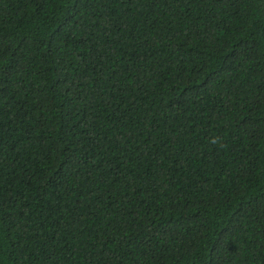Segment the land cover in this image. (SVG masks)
Segmentation results:
<instances>
[{"label":"trees","instance_id":"obj_1","mask_svg":"<svg viewBox=\"0 0 264 264\" xmlns=\"http://www.w3.org/2000/svg\"><path fill=\"white\" fill-rule=\"evenodd\" d=\"M0 264H264V0H0Z\"/></svg>","mask_w":264,"mask_h":264},{"label":"clouds","instance_id":"obj_2","mask_svg":"<svg viewBox=\"0 0 264 264\" xmlns=\"http://www.w3.org/2000/svg\"><path fill=\"white\" fill-rule=\"evenodd\" d=\"M211 143L215 144L217 143V140L213 139L212 141H210Z\"/></svg>","mask_w":264,"mask_h":264}]
</instances>
